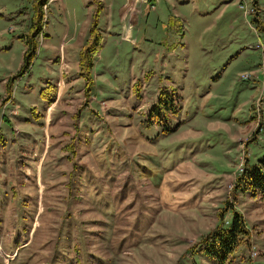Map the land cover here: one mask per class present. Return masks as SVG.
<instances>
[{
  "label": "rangeland",
  "instance_id": "1",
  "mask_svg": "<svg viewBox=\"0 0 264 264\" xmlns=\"http://www.w3.org/2000/svg\"><path fill=\"white\" fill-rule=\"evenodd\" d=\"M130 1L113 7L120 35L123 18L108 34L98 16L88 83L74 32L90 7L57 0L39 18L32 0H0V264H264V197L244 179L264 155L252 0L156 1L135 34L151 3ZM165 101L169 115L152 110ZM235 211L244 241L228 258L201 249Z\"/></svg>",
  "mask_w": 264,
  "mask_h": 264
},
{
  "label": "trees",
  "instance_id": "2",
  "mask_svg": "<svg viewBox=\"0 0 264 264\" xmlns=\"http://www.w3.org/2000/svg\"><path fill=\"white\" fill-rule=\"evenodd\" d=\"M47 2V0H35V8H36V15H38L39 18H42L43 15V5ZM257 0H255V3ZM260 9V7L258 6ZM261 10V9H260ZM255 19H257L260 22L261 28L264 30L263 26V18L254 16ZM38 22H33V26L35 28L36 26V32L41 31L42 25L39 26L37 24ZM98 21L97 18L93 21L90 32L93 34V37L91 40L88 41V44H85L82 48V51L80 52V64L82 69V75L86 76L88 79V83L92 81L91 76V69L94 65L93 60V53L97 52L100 46L98 45L99 38L101 36V33L98 31ZM35 32V33H36ZM28 48L26 53L24 54V61L22 64V67L19 69V73L23 74L28 71V68L31 66V63L37 53V44L34 40V37H28L27 38ZM94 50V52H87L85 53L84 50L86 48H90ZM10 80L8 81L7 88L10 89ZM49 87V86H47ZM47 87L43 88L42 96L45 97L48 101V103H52L54 100H56L57 97V90L54 87V93L50 94L45 90ZM89 89L87 88V91ZM165 91V90H164ZM46 94H49L50 96H47ZM180 95V94H179ZM163 100V98H162ZM166 100V99H164ZM167 107L163 108L162 105L155 104V107L152 108L154 111L156 109L157 113L163 116L169 115L170 108L174 105L173 103H167L165 101ZM175 127H172L169 129V131L174 130ZM244 179H247L249 181V185L252 186L253 194H260L262 197H264V155L257 160L255 166L251 169H249L248 174L244 175ZM244 215V214H243ZM239 211H235L233 214V219L231 221V224L226 227L224 224L220 225L217 230L212 234H209L206 237V240L203 242L201 249H208L209 251H212L215 255L220 254L222 252V255L224 257H227L230 254V251L233 250L239 243H242L244 239L248 236L250 232V228H248L247 223ZM213 247V250L209 247ZM228 258V257H227Z\"/></svg>",
  "mask_w": 264,
  "mask_h": 264
},
{
  "label": "crops",
  "instance_id": "3",
  "mask_svg": "<svg viewBox=\"0 0 264 264\" xmlns=\"http://www.w3.org/2000/svg\"><path fill=\"white\" fill-rule=\"evenodd\" d=\"M21 1L23 2L24 0H21ZM76 1L78 2L80 7H84L86 9L88 7H90V10H87V12H88L87 17L83 20V22L80 21L78 23L79 24L78 29L76 28V30L74 32V33H76V34H74L76 36V38L79 37V39H82V40H80L78 42V45H80L81 47H83V45L85 43V39L88 36V34L90 33V29H91L92 23L95 20L94 18L96 16H97L96 17L97 21L99 22V17L98 16L100 15V13H104V14L106 13V15H107V17L105 18V25H106L105 26V31H107L108 34H111V32L113 31V28L115 27V20L114 19H116V21H117L120 18H123V19H121L123 25L121 27V30L119 31V35L121 34V31L123 32L124 27H125V22L124 21L126 19L125 18L126 14L123 15L124 11L121 12L119 7H118V9H114L113 7H114V5L115 6H119V4H120L121 7H123L124 3H125V6H126V4H128V3L130 4L131 3L130 0H76ZM156 1L159 2L160 0H151V2H150L151 4L144 3L143 6H142V12L138 14V16H139L138 17V21H137L136 17H134L132 19V21L129 23V27L131 25L133 27V24H135L138 27L140 19L144 18L143 17L144 16L143 13L146 10V8H149L150 9L149 12H151L155 8V2ZM32 3L35 6V4H36L35 0H32ZM129 4H128V6H129ZM34 12L36 13L35 9H34ZM128 13H129V10H128ZM261 15H262V11H261ZM145 17L149 18V14L147 16H145ZM130 30H131V33H133L132 31H134V34H135V31L137 33H138V31L139 32L141 31V29L139 27L135 28V29L130 27ZM137 41H138V38L136 37L134 39V41H131V42L137 44L138 43Z\"/></svg>",
  "mask_w": 264,
  "mask_h": 264
},
{
  "label": "built area",
  "instance_id": "4",
  "mask_svg": "<svg viewBox=\"0 0 264 264\" xmlns=\"http://www.w3.org/2000/svg\"><path fill=\"white\" fill-rule=\"evenodd\" d=\"M54 1H57V0H47V2L43 5V7H45V9H47L48 8V6L50 5V3L52 2V3H54ZM137 1V0H136ZM139 1V0H138ZM142 1H146V0H142ZM148 1V0H147ZM150 2H151V0H150ZM252 3H253V5L251 4V6L249 7V9H246V14L247 15H249V14H254V16H257V17H260L261 16V10L258 8V6L259 5H257L256 3H255V0H252ZM249 4H250V2H241V7H243V8H245V7H247L248 8V6H249ZM262 17V16H261ZM263 26H264V21H263ZM126 34V36L127 37H131V33L129 32V33H125ZM257 46L259 47V48H262L263 49V51H264V39H262L261 40V42H259L258 44H257ZM252 77V74H247L246 75V77Z\"/></svg>",
  "mask_w": 264,
  "mask_h": 264
}]
</instances>
